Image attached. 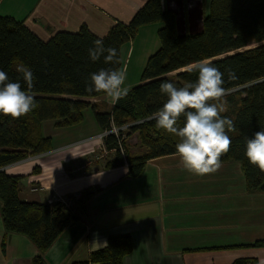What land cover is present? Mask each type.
Returning <instances> with one entry per match:
<instances>
[{"label":"crops","instance_id":"1","mask_svg":"<svg viewBox=\"0 0 264 264\" xmlns=\"http://www.w3.org/2000/svg\"><path fill=\"white\" fill-rule=\"evenodd\" d=\"M145 2L0 0V16L22 22L43 41L56 32H77L83 25L95 36L104 37L117 23H128ZM210 2L162 0V5L174 13L177 34L185 36L202 27ZM160 27L151 24L138 30L137 35L144 31L154 36V44L140 56L141 72L159 48ZM134 45V39L122 45L120 68L132 57ZM128 84L131 89L133 82ZM91 101L95 112H108L114 104L106 94ZM105 131L91 108L72 127L56 128L54 121H44L41 133L49 138L50 151L2 169L8 175L22 176L18 197L30 203H52L55 198L73 203L81 191L100 189L87 202L86 214L44 253V264L85 261L114 235H127L132 242L122 264H231L241 258L264 264V247L253 246L264 240V194L247 191L238 163H222L217 172L199 176L185 170L173 154L147 161L138 177H129L128 163L122 157L123 164L106 167L114 149L108 150L104 141L96 153L89 146L91 138ZM34 187L38 190L33 192ZM3 238L0 216V264H32L38 251L26 237L8 235L2 251Z\"/></svg>","mask_w":264,"mask_h":264},{"label":"trees","instance_id":"2","mask_svg":"<svg viewBox=\"0 0 264 264\" xmlns=\"http://www.w3.org/2000/svg\"><path fill=\"white\" fill-rule=\"evenodd\" d=\"M161 24L157 31L158 50L152 54L140 75V83L127 96L114 102L108 112H95L96 105L88 100L104 96L103 92H87L89 74L101 68H120V49L132 41L146 25ZM102 38L105 47L118 51L119 64L105 63L103 57L92 61L88 49ZM264 0H211L209 12L203 18L202 29L195 35L179 36L173 12L163 8L162 0H146L128 23H117L104 37L92 34L86 26L77 32L60 31L43 41L22 22L0 16V70L12 81L24 84L21 67L34 75L31 90L39 107L18 119L0 114V216L4 228L2 251L8 235H22L37 249L32 264H44L43 255L60 234L86 214V204L100 192L98 187L81 191L71 203H30L18 197L22 176L8 175L4 167L50 151V140L41 133L44 121H54L56 128L78 125L87 108L94 111L102 130L111 126L129 125L128 135L136 134L140 153L130 154L125 161L128 176L138 177L147 161L176 154L173 135L157 128L148 117L160 108L166 96L159 91L162 82L178 86L194 81L197 73L187 67L197 60H209L224 73L225 87L235 89L226 97L229 108L222 115L231 118L237 132L229 133L230 150L220 158L222 163H238L249 192L264 194V172L249 163L245 156V138L264 128ZM231 70L237 79H229ZM183 117H181V121ZM108 150L118 151V138L104 139ZM124 159L116 152L106 167L120 165ZM253 246L264 247V240ZM132 250L127 235L109 236L107 244L93 251L85 261L71 264H122ZM231 264H258L254 258H241Z\"/></svg>","mask_w":264,"mask_h":264},{"label":"clouds","instance_id":"3","mask_svg":"<svg viewBox=\"0 0 264 264\" xmlns=\"http://www.w3.org/2000/svg\"><path fill=\"white\" fill-rule=\"evenodd\" d=\"M88 53L92 61L103 57L105 63H120L117 49L105 47L102 38L93 41ZM186 70L197 73L196 79L180 86L162 82L159 91L166 100L148 119L177 138L176 154L185 170L199 176L213 174L222 167L221 156L230 150L229 133L237 132L234 121L222 115L229 108L226 97L235 89L225 87L224 73L209 60L194 61ZM18 71L22 73L26 88L0 70V114L13 119L26 116L39 107L31 91L35 79L31 69L21 67ZM88 79L87 92H103L113 102L126 97L130 90L125 86L126 68H101L90 73ZM229 79H237L231 70ZM244 154L250 164L264 172V128L245 138Z\"/></svg>","mask_w":264,"mask_h":264},{"label":"rangeland","instance_id":"4","mask_svg":"<svg viewBox=\"0 0 264 264\" xmlns=\"http://www.w3.org/2000/svg\"><path fill=\"white\" fill-rule=\"evenodd\" d=\"M195 12H194V15H195ZM195 17H196V15H195ZM201 17H202L201 15L198 16V18H201ZM156 26L157 25H155L154 27H156ZM148 28H151V30H152L153 26L148 27ZM201 29H202V27L200 29L197 28L193 31L191 30L190 33H191V35H195V34L199 33L201 31ZM153 38H154V36L151 37V33L148 35L147 33H144V31H141V33H139L134 38L135 45H134L132 57L130 59H128L124 64V68L127 69V79L125 81V86L129 85L128 83H130V82H133V84H130V85H132V87H134L140 83V81H139V77L141 74L140 68L142 67V66H140V56L142 53H144L145 50L151 48L152 43H153ZM259 45H264V42H262L260 44H251L248 47H246L245 49L246 50L252 49V48H255ZM155 51L156 50H153L152 52H150V54L154 53ZM95 99H97V98H95ZM88 101L93 102V101H91V99ZM127 131H128V129L123 131V135L125 136V141H124L123 147H122L123 153L126 152V147H127L130 154L137 155L141 152L137 136L135 133L127 136V134H128ZM88 144L90 147L95 148V153L97 150H101V148H100L101 140L98 139V136L91 138L88 141ZM81 146L82 145H80L78 148H80ZM116 152H118V151L113 152V156L111 154L110 157L115 158ZM99 154H101V152ZM92 157H93V155H91L89 159H91ZM102 162H105V160L101 161L100 163H102Z\"/></svg>","mask_w":264,"mask_h":264},{"label":"built area","instance_id":"5","mask_svg":"<svg viewBox=\"0 0 264 264\" xmlns=\"http://www.w3.org/2000/svg\"><path fill=\"white\" fill-rule=\"evenodd\" d=\"M128 125H124L122 127H115V126H111V128L109 130H106L105 132L101 133L98 135V139L101 141H104V139L109 136V135H115L116 138H118V152L120 153L122 158H125V152L123 153L122 147H123V143L125 141V136L123 135V131H125L126 129H128ZM114 152L117 150H113ZM38 188L34 187L32 188L31 191H37ZM54 201H57V198L53 199ZM59 201V200H58ZM63 202H65V200H63Z\"/></svg>","mask_w":264,"mask_h":264}]
</instances>
